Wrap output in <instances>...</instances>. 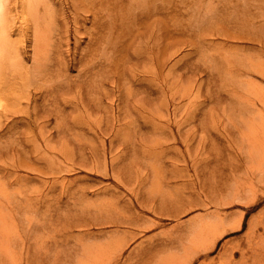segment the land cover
<instances>
[{
  "label": "bare ground",
  "instance_id": "obj_1",
  "mask_svg": "<svg viewBox=\"0 0 264 264\" xmlns=\"http://www.w3.org/2000/svg\"><path fill=\"white\" fill-rule=\"evenodd\" d=\"M195 3L201 1L190 0L183 6L187 7L189 23H192L188 26L194 37L192 43L204 50L206 44L214 42L209 33L217 37L224 35L229 41L253 43L252 47L235 45L233 51L246 52L258 47L261 59L248 57L241 65L251 71L249 74L264 78V0L225 2V9L230 11L205 16L220 19L206 26L208 38H199V27L205 24L195 23L198 18L194 16L200 14V10L191 7ZM237 4L243 14L237 11ZM251 5L261 12L254 10L248 15ZM162 10V6H155V15L149 11L147 17L155 16L157 24ZM226 20L229 24L225 26ZM156 31L152 29L145 37H151ZM156 37L159 48L161 32ZM170 39L171 35L167 37ZM161 51L156 54L157 61L151 63V67L155 64L156 76L162 72L159 77L168 67L171 55L167 56L168 50ZM71 68L78 69L76 77L69 74ZM139 76L140 0H0V264H221L210 256L218 240L233 227H227L230 217L224 207L249 193L256 195L264 191V186L261 188L255 183V179L264 180V88L247 81L254 88L257 102L260 101L255 107L256 118H248V122L242 118L244 127L237 124L235 132L229 129L216 132L219 142L226 135L231 136L228 146L241 153L239 159L245 162L247 170L245 181L235 184L228 193L226 187L214 181L210 164L206 163V174H200L196 191L186 182L187 126L193 114L181 103L182 100L190 103L192 95L185 88L180 90V100L173 106L126 108L123 105L129 106L131 100L140 101V92L133 91V85L140 87ZM105 84L111 86L104 92L107 107L116 101L119 110L100 131L109 141H103V160L99 161V150L87 146L80 138L74 147H69L67 138L75 133L77 122L65 125L56 120V125H51L53 119L66 116V93L80 88L79 100L69 98V101L84 104V88L94 91ZM88 108L91 109L90 103ZM172 115L176 131L171 130L145 152L150 169L144 175L134 165L126 169L124 149H134L135 144H119L120 133H114L116 123L142 121L140 139H145L150 128L156 132L159 124L170 121ZM209 118L214 126L215 114L210 113ZM4 134L10 136L6 141H3ZM21 134L25 136L23 140ZM235 135H240V142L234 141ZM172 139L182 140L187 146L179 157L184 167L178 171L175 160L170 162L172 170L164 167L170 158L165 148ZM145 146L144 143L141 147ZM6 156L8 159L2 160ZM228 168L233 172L240 170L238 164ZM23 169L35 172L38 184L17 190L15 195L10 186L28 184L30 178L20 173ZM77 169L105 171L115 184L98 186L86 180L78 183V179L66 176ZM210 178L213 181L208 183ZM48 183L50 189H45ZM57 186L67 197L66 207L74 212L61 227L63 234L73 236V241L55 239L47 248L50 243L43 235L47 221L44 209L49 206L45 200L48 191ZM227 194H230L229 201L224 199ZM196 207H201L203 212L198 219L182 220L181 214ZM24 212L35 213L37 220ZM166 216L176 218L168 230L164 224ZM24 221L23 228L18 229ZM241 222L239 218L234 228L240 227ZM105 225L115 229L106 231L102 228ZM150 232L154 233L147 235ZM138 235L141 240L125 255V249ZM52 248L67 250L47 252ZM236 248L229 250L224 246L219 257L226 256L227 264H264V250L256 243L248 242ZM237 253L241 256L240 262L234 258Z\"/></svg>",
  "mask_w": 264,
  "mask_h": 264
},
{
  "label": "rangeland",
  "instance_id": "obj_2",
  "mask_svg": "<svg viewBox=\"0 0 264 264\" xmlns=\"http://www.w3.org/2000/svg\"><path fill=\"white\" fill-rule=\"evenodd\" d=\"M196 1H201V3H195L191 6L200 10V14L194 16L198 18L195 23L200 21L198 23L199 25L205 24L204 27H199V38H208L210 36L214 41H210L209 44H206V47L202 51L200 46L192 43L191 40L194 37L191 31H189L191 29H188V26L192 23H189L190 20L187 16V7L183 6L185 2L189 4L190 0H140V87L138 84L133 85L135 86L133 91L137 94L140 92V101L131 100L129 106H123L126 108H150L158 106L159 104L173 106L175 101L180 100V90L182 91L185 88L189 89L193 98L191 99L192 101L190 103L186 102L188 100L181 101L183 106L188 108L193 114L192 117L188 119L187 126L189 165L186 182L189 183L190 189L198 191L199 176L202 173L206 174L207 168L205 164L209 163L210 170L212 171L211 176L214 178V181H218L221 187H226L225 191L230 193L235 184L240 185V183L245 181L247 170L245 168V162L239 159L241 153L236 149L235 151L229 149L230 147L228 145L231 143V136L228 137L226 135L224 137L226 139H222V141L219 142L216 137V132L225 129L235 132V126H237V124L241 128L244 127L241 121L242 118L246 122L250 121L249 119L253 120L256 118L255 107L259 106L260 101L257 102L254 88L251 87L247 81L252 80L254 84L264 88V78L256 74H249L251 71L248 72L241 64L246 62L248 57H262L261 50L257 47L253 50H248L246 52L239 51L237 53L233 51L235 45L243 48V46L252 47L253 43L229 41L224 35L222 37H217L212 36L210 33L209 36L205 34L206 26L208 27L212 21L214 22L212 24H216L220 21L217 17L206 19L205 16L209 17L211 14H218L221 10L222 12L230 11L225 9L224 3L232 0ZM155 6L163 7L162 13L159 14L161 19L157 24H155L156 22L154 21L155 16H153V18L147 17L149 11L155 15ZM254 10V5H251L248 15ZM237 11L243 14L238 4ZM260 12L258 8L255 10V13ZM239 13L236 14L239 15ZM223 24L229 23L226 20ZM152 29L157 30L156 33H153L149 38L145 37V34L149 33ZM159 32H161L160 39L162 43L158 48L155 38H157L156 35ZM166 32L169 33L166 35ZM170 35L171 39L167 40V37ZM153 41L154 43H152ZM73 46L74 44H72V47ZM164 47L167 48L163 49ZM165 50H168L167 56L171 54L168 56V58H170L169 65L164 70V74L159 77L162 72L156 76L153 73L155 64L154 67H151V63L152 61H157L156 54L159 51L163 52ZM227 57L232 60V62L226 59ZM170 65L171 67H169ZM69 74L76 77L78 69L71 68ZM127 86L128 85H126V87ZM108 89H111L109 84L100 85L98 89L94 91H88L87 88H84V104H77L76 102L70 103L69 101V98L79 100L80 88L77 87L71 90L70 93H66L65 97L68 99L65 103L66 116L53 119L51 125H56V120L65 125H73V122H77L78 125L75 129V133L72 136L69 135L67 138L69 147H74L78 142L77 139L80 138L82 140L81 142L86 143L87 146H92L99 150V161L103 160V141L106 143L109 141V138H107L108 136L103 137L100 131L107 121L113 120V117L118 115L119 110L116 101L115 104L107 107L106 102L108 99L105 97L104 92ZM124 90L125 88H123L122 93L125 97ZM98 102H102L103 104L101 105ZM89 103L91 109L88 108ZM210 113H214L216 116L214 126L209 118ZM135 116L136 114L134 118ZM117 123L114 133H120L117 139L119 144L125 143L127 146L133 143L135 144L134 149H124L126 156L124 157L125 163L123 164L127 165L126 169L134 165V168L142 171V175L150 169L147 167V163L150 160L147 159L148 156L146 155L148 154L145 153L150 149V145L153 147L157 141L164 139L171 130L175 132L177 128L172 115L170 121H162L159 124V130L153 132L152 130L154 129L150 128L148 135L145 134V139H140L139 127L142 121L139 122L137 120L133 123L129 122L126 125H119ZM21 129L24 130L25 128L23 127ZM27 131L30 130L27 129ZM52 131H54V129H52ZM211 132L215 133V135L213 136ZM2 133L4 132L2 131ZM4 135L3 141L10 138L9 134ZM24 138L25 136L21 134V140ZM169 138L171 139L170 136ZM12 140L14 143H18L15 137H13ZM236 140L240 142V135H235L234 141ZM70 142L72 144H70ZM144 143L146 146L142 148L141 146H143ZM167 144L169 147L165 148V151L168 152L170 158H167V163L164 164V167L168 170H172L173 166L170 165V162L175 160L178 171L184 167V163L179 160V157L186 151L187 146L182 140L174 141L173 139L168 141ZM158 148L160 149V144ZM108 158L110 159V155ZM6 159H8L7 156L2 160ZM231 164H238L240 170L236 172L231 171L228 168ZM75 166H77V164H75ZM103 172L105 173V171ZM20 173L22 175H29L30 178L28 184H14L10 186V189L15 195L17 190L30 189L38 184V179L36 178L38 175L35 172L29 169H23ZM104 173L77 169L72 171L69 175L66 174V176L78 179V183H80L81 180H86L88 183L98 184V186L103 184L113 186L115 184L114 179ZM213 178L207 179L208 183L213 181ZM258 180L259 179H255V183L258 187L263 188L264 180ZM177 185L180 186L179 184ZM45 189H50L49 183L46 184ZM47 191L48 190H46L45 193ZM245 196L246 197L241 199H235L234 203L224 207V211L230 217V222L227 227H233L218 240L216 247L212 251L210 259H215L217 263L227 264L226 256L219 257L224 250V246L229 250H233L238 247V245H246L248 242H254L259 249L262 248V250H264V191H258L256 195H251L249 193ZM229 198L230 194H227L224 199L229 201ZM58 199L61 200L60 203H58ZM66 199L67 197L58 186L54 190L48 191L45 202L46 206H49V208L44 209V217L47 221L43 234L44 239L50 243L47 248L50 247L51 242L55 239L61 240L67 238L68 241H73V236L68 237L61 231L64 221L70 219L69 217H73L74 215V212L66 207ZM24 214L34 216L35 220H37L33 212H24ZM202 214V208L196 207L180 216L182 220L193 222ZM148 215L150 217H155L151 213H148ZM239 218H242L241 225L238 228H234ZM174 222H176V218L166 216V218H164L165 229H170ZM19 225L20 228L18 229H22L25 225V221L20 222ZM102 228L106 231H113L115 229L112 225H105ZM160 230L161 229L154 232H159ZM154 232H150L147 235ZM59 234L60 236H58ZM62 234L64 235L63 237ZM73 235H77V233ZM140 240V235H138L136 240H132L125 249V255H128ZM58 250L63 253L64 250L67 249L52 248L47 252L54 253ZM234 258L238 262L242 260L239 253H237Z\"/></svg>",
  "mask_w": 264,
  "mask_h": 264
}]
</instances>
